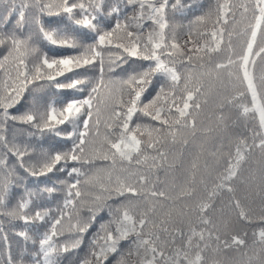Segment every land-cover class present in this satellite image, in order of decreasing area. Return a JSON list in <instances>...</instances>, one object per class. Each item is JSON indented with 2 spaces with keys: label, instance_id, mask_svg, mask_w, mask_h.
Listing matches in <instances>:
<instances>
[{
  "label": "snow or ice",
  "instance_id": "obj_1",
  "mask_svg": "<svg viewBox=\"0 0 264 264\" xmlns=\"http://www.w3.org/2000/svg\"><path fill=\"white\" fill-rule=\"evenodd\" d=\"M258 60L264 0H0V264H264Z\"/></svg>",
  "mask_w": 264,
  "mask_h": 264
},
{
  "label": "trees",
  "instance_id": "obj_2",
  "mask_svg": "<svg viewBox=\"0 0 264 264\" xmlns=\"http://www.w3.org/2000/svg\"><path fill=\"white\" fill-rule=\"evenodd\" d=\"M221 2H222V0H221ZM200 3L204 4L205 10H206L209 5H212L214 7L215 3H216V0H200ZM233 3H239V0H233ZM200 11H201V9L194 8L192 10V12L187 13L186 18L177 16L176 19L179 22L186 23L188 19H191L193 17V15L200 14ZM237 19H239V13H237ZM57 22H58V18H53V26H55V24ZM242 26L243 25H241L240 27H242ZM201 27L202 28L203 27H207L210 30L211 27H212V23L209 22L207 25H204V26H201ZM178 38L181 39V40L186 39V37L183 35V29H181L178 32ZM224 39H225V43H224L225 51H223L222 53L218 54L216 56V59H224L228 55V52H227V40H228L227 33H225V38ZM242 41H243V37H241V38L233 37V41L232 42H233V45L236 48L237 52L240 51ZM47 50L48 49L45 48V51H47ZM58 51L70 52L71 50H58ZM262 67H264V63H262L261 61L258 60L257 61V66H256L257 73H259V71L261 70ZM90 75H91V73H90ZM44 142H45V144H48V143H53L54 141L45 138ZM45 182L46 181L44 179H41L40 181H34V183H45ZM250 233H251V228H249V234ZM83 251H84V249H81V253H83ZM66 264H67V262H66Z\"/></svg>",
  "mask_w": 264,
  "mask_h": 264
}]
</instances>
